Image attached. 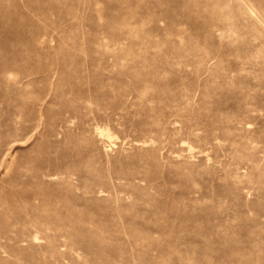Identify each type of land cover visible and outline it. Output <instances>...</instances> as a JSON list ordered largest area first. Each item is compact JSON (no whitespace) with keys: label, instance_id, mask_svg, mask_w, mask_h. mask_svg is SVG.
<instances>
[{"label":"rangeland","instance_id":"rangeland-1","mask_svg":"<svg viewBox=\"0 0 264 264\" xmlns=\"http://www.w3.org/2000/svg\"><path fill=\"white\" fill-rule=\"evenodd\" d=\"M0 264H264V0H0Z\"/></svg>","mask_w":264,"mask_h":264}]
</instances>
